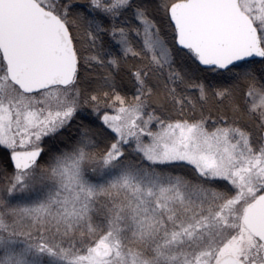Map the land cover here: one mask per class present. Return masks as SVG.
<instances>
[{
  "label": "snow or ice",
  "instance_id": "6c2138e0",
  "mask_svg": "<svg viewBox=\"0 0 264 264\" xmlns=\"http://www.w3.org/2000/svg\"><path fill=\"white\" fill-rule=\"evenodd\" d=\"M0 264H264V0H0Z\"/></svg>",
  "mask_w": 264,
  "mask_h": 264
}]
</instances>
